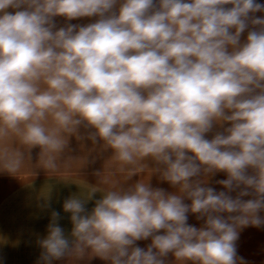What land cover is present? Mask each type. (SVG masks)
Masks as SVG:
<instances>
[{
    "label": "clouds",
    "instance_id": "clouds-1",
    "mask_svg": "<svg viewBox=\"0 0 264 264\" xmlns=\"http://www.w3.org/2000/svg\"><path fill=\"white\" fill-rule=\"evenodd\" d=\"M256 13H264L256 0H0V172L27 174L31 188L36 168L50 181L85 164L66 155L73 137L111 150L96 184L39 188L41 209L59 186L77 188L62 205L70 231L50 213L38 240L43 264L66 256L165 264L169 253L175 264H247L240 230L264 227ZM58 16L98 19L57 28ZM214 127L222 131L206 138ZM218 172L222 191L207 186ZM154 174L177 191L153 188ZM189 213L203 225H190ZM149 238L146 249L136 245Z\"/></svg>",
    "mask_w": 264,
    "mask_h": 264
},
{
    "label": "crops",
    "instance_id": "crops-1",
    "mask_svg": "<svg viewBox=\"0 0 264 264\" xmlns=\"http://www.w3.org/2000/svg\"><path fill=\"white\" fill-rule=\"evenodd\" d=\"M256 2L264 4V0H256ZM9 11L14 10L9 9ZM255 15L264 16V13ZM97 19L98 17H82L69 21L60 16L54 18L57 28L65 27L68 24L84 26L94 23ZM246 35L247 31L242 35V41ZM216 131H222V129L214 127L206 138L211 139ZM38 153L39 148H34L31 151L32 167L38 162ZM66 155L75 158L84 157L86 162L79 168L73 164L68 170L70 173L63 177L54 176L50 181L43 169L36 168L31 188L28 187L31 185V178L27 174L22 176L21 180L6 172H0V264H43L40 260L42 249L38 240L47 234L51 211L55 210L60 213L59 225L66 231H70V214L65 213L62 207L64 199L76 192L77 188L85 187L80 179L89 184H96L98 177L94 173L102 171L105 161L111 156L105 151H101L99 145L93 150L91 141L79 142L74 137L70 140L69 151L66 152ZM149 165L152 166L151 162ZM62 179L75 184L77 188L75 185L59 186L58 190L53 192L50 207L41 209L39 204L42 201L38 198L39 188L44 183H59ZM139 179L140 176H134L128 183ZM222 179H226V174L218 172L209 178L207 186L215 188L216 191L225 190L222 185L216 183ZM150 184L153 188H162L166 192L177 191L169 183L161 181L157 174L151 176ZM236 194V192L231 193L233 196ZM248 198L250 197H244V199ZM185 203H190V201L185 200ZM93 206V202L86 205L88 209ZM260 214L264 216V211ZM188 223L199 228L204 221L197 220L194 214L189 213ZM150 243L151 238L137 241L136 245L146 249ZM236 247L238 257H242L247 264H264V227L249 226L240 230ZM52 264H110V262L98 257L75 260L66 256L52 261ZM165 264H175V258L171 253L165 258Z\"/></svg>",
    "mask_w": 264,
    "mask_h": 264
},
{
    "label": "rangeland",
    "instance_id": "rangeland-1",
    "mask_svg": "<svg viewBox=\"0 0 264 264\" xmlns=\"http://www.w3.org/2000/svg\"><path fill=\"white\" fill-rule=\"evenodd\" d=\"M82 131H84L83 129H82ZM85 142V141H84ZM107 154H109V155H111V150H108V151H105Z\"/></svg>",
    "mask_w": 264,
    "mask_h": 264
}]
</instances>
